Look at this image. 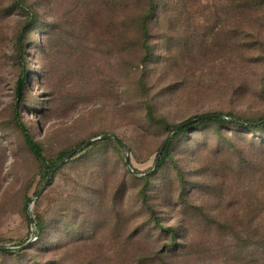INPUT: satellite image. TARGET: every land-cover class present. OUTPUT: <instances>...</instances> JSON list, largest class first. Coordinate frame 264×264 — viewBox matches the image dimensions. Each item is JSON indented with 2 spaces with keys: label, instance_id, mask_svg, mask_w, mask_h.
Here are the masks:
<instances>
[{
  "label": "rangeland",
  "instance_id": "1",
  "mask_svg": "<svg viewBox=\"0 0 264 264\" xmlns=\"http://www.w3.org/2000/svg\"><path fill=\"white\" fill-rule=\"evenodd\" d=\"M30 2L41 15L19 51L25 17L5 11L11 2L0 0V246L28 244L0 251V264L62 258L64 264H140L133 250L153 251L170 240L158 236L157 219L177 228L178 242L194 243L169 264L229 263L240 251L233 237L243 233L246 217L264 213V147L258 140L253 145L246 129L195 126L175 141L173 161L155 170L171 134L147 119L146 106L171 125L214 111L264 116V20L227 0L177 5L174 21L154 23L152 54L143 62L139 50H124L126 39L115 38L109 17L89 0ZM16 112L49 158L103 134L126 146L91 143L35 199L45 167L25 145ZM250 164L253 170L243 174ZM145 189L153 210L141 205ZM41 217L47 232L35 243ZM135 232L148 237L131 239ZM74 238L79 241L71 243ZM58 244L64 249L51 251Z\"/></svg>",
  "mask_w": 264,
  "mask_h": 264
},
{
  "label": "trees",
  "instance_id": "2",
  "mask_svg": "<svg viewBox=\"0 0 264 264\" xmlns=\"http://www.w3.org/2000/svg\"><path fill=\"white\" fill-rule=\"evenodd\" d=\"M11 2L9 5L4 6L5 11L10 13L16 12L19 15L25 17L23 30L19 31L17 36V48L22 50L24 46V33L38 22V18L41 15L38 5L31 3L30 0H4ZM85 0H73L77 6ZM193 0H89L99 8V12L103 16H108L110 19V32L115 36L116 39L124 37L126 41L123 44L124 50H139L143 53V62L150 59L152 54L151 39L153 38L154 23H158L161 19L174 21L175 10L177 5L182 8H188L189 4ZM229 7L234 6L235 8H241L242 13H245L249 18L260 17L264 20V0H227ZM15 14V13H14ZM24 74L23 78L19 81L17 87V102L21 105V101L24 97V87L28 79ZM140 86L142 89L146 88V83L143 78L140 79ZM147 119L154 125L162 127L167 133H173L183 122L178 125H171L163 117H157L154 106L147 103ZM194 122H190L181 128L177 129L170 137L167 145L161 151L160 148L159 156L155 163V170H160L169 161H173L172 151L175 141L185 132L194 128L195 126H208L217 127V130L229 127H238V132H245L244 129L254 135L253 145L258 140L261 147H264V116L258 118H246L237 115L233 112H221L214 111L206 114L196 116ZM13 120L15 121L18 130L20 131L23 141L34 159L43 164L45 167L44 178L48 176L50 171L61 161H63L68 155H70L74 149H70L66 152L60 153L55 159L49 158L44 151L42 144L37 141L32 135L29 127L22 119L18 112L14 115ZM1 131V129H0ZM261 135H257L260 134ZM220 134V131H219ZM111 143L116 147V150L123 148L125 145L120 143L114 138L104 139L99 142L93 143L92 147L98 146L100 143ZM89 146V147H90ZM163 146V145H162ZM103 156L97 157L98 161H101ZM253 165L250 164L247 169L243 170V174L247 173V170L251 172ZM56 174L51 179L50 185L54 184ZM145 183L149 182V176L144 177ZM49 185V186H50ZM147 188V187H146ZM147 189L143 190L141 205H144L147 209H152L151 202L149 201L151 194L147 193ZM35 201V200H34ZM208 217V216H207ZM246 225L243 228V233L239 232L235 237L240 246V251L237 252L231 261L227 264H264V213L261 211L246 217ZM154 223L160 235L166 234L170 236V240L163 245L160 249L150 251L149 249L133 250L132 256L138 257L140 264H169V259H173L179 256H187L189 252L193 251L194 243L192 242H178L177 228L175 226L163 227L159 219L155 220ZM37 239L35 243L43 242V238L47 232V223L44 218L37 220ZM148 235V234H146ZM154 236L155 234H151ZM136 237L145 236L139 232L132 233L131 239ZM71 243L79 241L77 238L73 239ZM139 243V242H137ZM38 244V243H37ZM65 245L58 244L55 247H51V251H61ZM132 249L134 246L137 247L136 243L131 244ZM5 252L12 253V250H6ZM236 262V263H235ZM55 264H64L63 258L56 261Z\"/></svg>",
  "mask_w": 264,
  "mask_h": 264
},
{
  "label": "water",
  "instance_id": "3",
  "mask_svg": "<svg viewBox=\"0 0 264 264\" xmlns=\"http://www.w3.org/2000/svg\"><path fill=\"white\" fill-rule=\"evenodd\" d=\"M195 120H196V119H193V120H191V121H189V122H186V123H184L183 125H180L177 129L181 128L182 126H184V125H186V124H188V123H190V122H194ZM177 129H175L174 132H175ZM174 132H173V133H174ZM173 133H171V135H172ZM171 135H169V136L166 138V140L164 141L161 151H163V149H164L165 146L167 145V143H168V141H169ZM108 138H114V139L118 140L120 143H122L123 145L126 146L125 142H124L120 137H118L117 135H113V134H103V135H101V136H99V137H96V138H94V139H90V140L86 141L84 144H82V145H80L79 147H77V148H76V149H75L70 155H68L63 161H61L59 164H57V165H56V166L50 171V173L48 174V176H47V178H46V182H45V184H44L42 190L36 195L35 199H38V198H40V197L43 195V193H44V192L47 190V188L49 187L50 182H51V179L53 178V176L57 173V171H58V170H59V169H60V168L66 163V162H68V161L72 158L73 155L77 154V153H78L79 151H81L83 148H85L86 146L90 145L91 143H93V142H95V141H97V140H101V139L104 140V139H108ZM126 163H127L129 169H130L132 172L137 173V172L132 168L131 163H130V159H129V156H128V155H127V157H126ZM34 203H35V201H34ZM34 203H33V204H34ZM31 223H33V220H31ZM29 242H31V241H29ZM27 245H28V244H25V245L20 246V247H5V246H0V251H6V250H17V249L24 248V247H26Z\"/></svg>",
  "mask_w": 264,
  "mask_h": 264
}]
</instances>
